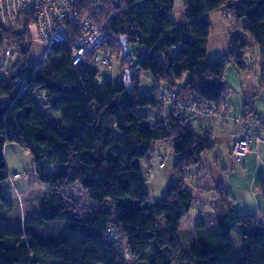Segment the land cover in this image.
Masks as SVG:
<instances>
[{
  "label": "trees",
  "instance_id": "obj_1",
  "mask_svg": "<svg viewBox=\"0 0 264 264\" xmlns=\"http://www.w3.org/2000/svg\"><path fill=\"white\" fill-rule=\"evenodd\" d=\"M99 2L105 3L102 12L95 0H76L74 7L112 37L106 44L121 60L123 78L128 70L130 88L123 79L119 85L104 80L99 86V65L92 54L73 61L76 26L68 24V43H50L46 58L35 63L27 59L37 43L28 28L32 11L19 12L7 27L0 21V67L5 48L12 55V45L18 44L20 52L7 76L0 77V214H9L14 206L2 192L9 176L3 155L7 142L30 152L34 180L47 186L39 212L25 215L20 228L0 220V264H264V224L259 218L264 208L261 213H237L222 183L214 188L213 213L199 217L186 233L181 228L193 203L184 170L197 167L201 154L215 145L212 136L194 131L187 110L226 112L222 97L231 90L224 80L226 64L248 68L245 37L234 32L223 58H207L209 16L219 10L228 13L232 27L239 24L249 33L264 57V0H183L180 23L169 17L175 0H120L118 8L109 0ZM85 4L93 15L82 12ZM121 37L127 38V46L135 42L143 51L135 66L128 55L123 57ZM141 71L154 78L152 95L139 94ZM185 75L187 81L177 88ZM260 87L264 90V62ZM171 92L174 97L158 99ZM41 97L58 117L44 116L37 106ZM166 102L171 110L163 120ZM154 111L158 117L153 121ZM251 112L256 115L247 109L243 118ZM247 132L251 143L260 141L259 135ZM158 144L178 155L172 168L175 180L162 197L149 201L140 161ZM75 184L87 191L88 205L70 198L68 189ZM258 188L264 199V179ZM108 201L111 206L104 205ZM232 233L240 237L242 250L235 249ZM121 239L127 253L120 248Z\"/></svg>",
  "mask_w": 264,
  "mask_h": 264
},
{
  "label": "rangeland",
  "instance_id": "obj_2",
  "mask_svg": "<svg viewBox=\"0 0 264 264\" xmlns=\"http://www.w3.org/2000/svg\"><path fill=\"white\" fill-rule=\"evenodd\" d=\"M96 5H100L102 11L105 9V3L95 0ZM82 12L84 14L93 15L92 8L85 4L82 7ZM184 12L183 0H175L174 7L169 17L176 23H180L182 19V13ZM95 19V17H94ZM211 22V31L208 37L207 43V58L210 61L221 59L224 57L225 53L229 48V38L232 32L245 37V56L244 62L247 65V70L242 71L236 67L231 62L226 64L225 76L226 79L231 83V90L222 99L227 101L226 112H195L192 109L187 110L188 120L194 129V131L203 136H212L215 145L213 149L203 152L202 160L197 167L185 168L184 173L188 175L186 184L189 188L196 187V180L191 174L195 171V168L199 166L204 168L211 181L215 180L217 183H222L224 188L228 189L232 193L233 190H238V187L244 185L246 186L247 180L245 182L246 176L249 175V170L242 175L239 164L241 160L235 159L231 156V147L228 144V140L237 139L240 134V125H244L248 128L254 130L255 135H259L261 140L264 141V90L260 87L262 66L264 62V57L261 52V47L251 38L250 34L245 32L242 27H232L234 21L228 13L222 11H215L209 16ZM95 21H97L95 19ZM98 22V21H97ZM96 22V23H97ZM245 23L242 21L241 24ZM98 25H103V22H98ZM25 41L28 39L25 38ZM3 47L0 43V48ZM45 47L44 44L35 43L32 44L30 52L28 54V61H34L35 63H40L42 61L41 51ZM111 44H104L102 49L97 50V54L101 57L108 55L111 57L110 66L103 67L101 65L97 66L98 74L96 81L99 86H103L104 80H110L114 85H119L123 79V65L116 54H112ZM12 55L6 57L4 60V66L0 67V77H6L10 69L14 67L16 62L20 59V52L18 44L12 45ZM143 54L142 49L135 43H128V57L130 58V64L135 66L137 64L138 58ZM234 70V71H233ZM188 79V75H185L182 80L177 82V88L185 84ZM139 94L141 95H152L154 90V78L148 71H141L139 74ZM161 84V82H158ZM168 100V99H166ZM162 100V101H166ZM37 106L42 111L47 119H51L52 116L58 117L57 113L52 112L45 104L44 98L37 99ZM150 109V108H148ZM252 110L248 114L246 119L243 118L246 114V110ZM171 110V105L169 102L164 104V110L161 111L160 116L163 120L166 119ZM157 113H153V121L157 118ZM235 135L234 137H232ZM255 140L250 144L252 148L255 147ZM4 160L9 173L8 178L2 183L3 195L7 198L13 200L14 206L12 211L2 222L7 225V227L20 228L19 226V212L25 208L29 212L36 210L38 207V196H40L47 189L45 184L38 183L34 180V163L32 156L29 151L22 148L16 143L7 142L3 149ZM178 155L173 151H169L164 146L161 145L154 150L153 155L148 158L141 159V168L143 176L145 177L147 187L149 188V201L159 199L162 197L167 189V187L175 180L172 173V168L176 163ZM160 163H163L160 166ZM55 166H51L50 169H54ZM205 173V174H206ZM18 174V176H15ZM208 186H204V193L208 198L216 197L215 192L211 191ZM24 197L23 204L18 201L17 193ZM197 192L198 191H194ZM68 193L72 201L80 206L88 205L87 191L82 189L78 184L70 187ZM213 194V195H212ZM17 196V197H16ZM194 210L190 211L181 220L182 232H188L193 229L195 225V218L197 209H199L203 204V198L197 197L196 194L193 195ZM197 197V198H196ZM23 205V206H22ZM104 205H110V202H106ZM264 206V204H263ZM261 212L263 208H261ZM26 214V215H27ZM264 219V216H260ZM161 224L158 223V227ZM231 239L236 247L240 249L242 242L240 237L232 233ZM120 248L124 253L128 251L123 250L124 242L121 239ZM129 258V257H128Z\"/></svg>",
  "mask_w": 264,
  "mask_h": 264
},
{
  "label": "built area",
  "instance_id": "obj_3",
  "mask_svg": "<svg viewBox=\"0 0 264 264\" xmlns=\"http://www.w3.org/2000/svg\"><path fill=\"white\" fill-rule=\"evenodd\" d=\"M21 11L33 13L34 19L28 26L29 33L32 40L45 45L41 51L43 59L48 54L47 47L50 43L69 42L68 24H71L79 30V36L71 50L73 61L80 62L86 54H92L95 65L110 66L111 59L101 57L96 52L111 41L112 37L101 27L95 26L86 16L80 15L70 0H0V21L4 26L14 24L17 14ZM4 55H11L10 48H5ZM174 96V92L169 95L162 93L158 99L166 100ZM251 140L252 135L247 132L245 137L234 141L231 145V155L241 160L250 150ZM162 165L163 163H160V166Z\"/></svg>",
  "mask_w": 264,
  "mask_h": 264
},
{
  "label": "crops",
  "instance_id": "obj_4",
  "mask_svg": "<svg viewBox=\"0 0 264 264\" xmlns=\"http://www.w3.org/2000/svg\"><path fill=\"white\" fill-rule=\"evenodd\" d=\"M224 80H225V82L228 85L231 86V83H229V81L226 79L225 75H224ZM248 130L253 132V133L255 132L251 128H248V127H246V126L241 124L240 125V131H241L240 136L237 139L228 140V144H230V147H231V145H232V143L234 141L243 138L247 134ZM234 136L235 135H233L232 137H234ZM255 143H256L255 147L252 148L250 146V150L242 158L243 162H242V159H241L242 163L239 164L240 170L242 171V175H245V172H247L249 170V175L246 176V179H245V182L247 180L246 186L242 185V186L238 187V190H233L232 189V193L228 190V189H230L229 187L227 189L229 191V193H230V196L234 200V206H235L236 212L240 213V214L261 213V210H262L261 208H264V206H263V204H264L263 195H262L261 191L258 188L259 180L260 179H264V141H262L260 139L259 142L255 141ZM160 145L161 144L156 145L154 147V150L157 149V147L160 146ZM154 150L149 152L144 158H148L149 159V157H151V155H153ZM202 155H203V153L201 154V160H202ZM201 160H200V162H201ZM200 165H202V164H200ZM204 171L205 170H204V168H202V166L201 167L199 166V168H195V171L192 172L193 174H191V175L196 180V187L195 188H189V186L187 185V189L190 192V194L192 195V197H194L193 195L196 194L198 198L202 197L203 200H204L202 206L199 209H197V212L195 210V213H196L195 214L196 215L195 221L199 217H205L208 214H212L213 213V208L211 207L210 202L213 201L215 197L213 196V197H210V198L207 199V197L204 196L205 195V193L203 191L204 190V186L205 185L208 186V183H209V185H210L209 188L213 192L214 188L218 184H220V183L215 182V180L211 181L209 179L208 174L206 172H204ZM193 190L194 191H198V193L197 192L194 193ZM17 196H18V201H20V203L23 204L24 197L21 194V192L19 194L17 193ZM39 198H40V196H38V207L36 208V210L31 211L32 213H38L39 212ZM194 202H195V199H193L192 208L190 209V211H193L195 209L194 208ZM28 212L29 211L27 209H25V208L22 210V212L21 211L19 212V215H18L19 225H20L19 227L22 226L24 216ZM7 216H10V215L0 214L1 222ZM260 216H261V214L259 215V218L261 219V221L264 224V219L262 217H260ZM2 224L5 225L3 222H2ZM5 226H7V225H5ZM235 249H236V247H235ZM236 250L237 251L242 250V246H241L240 249H236Z\"/></svg>",
  "mask_w": 264,
  "mask_h": 264
},
{
  "label": "water",
  "instance_id": "obj_5",
  "mask_svg": "<svg viewBox=\"0 0 264 264\" xmlns=\"http://www.w3.org/2000/svg\"><path fill=\"white\" fill-rule=\"evenodd\" d=\"M111 4L115 7L118 8L120 5V0H109ZM76 0H70L71 5H74ZM121 45L123 47V57H127L128 55V46H127V38L121 37L120 39ZM123 80L125 81V84L130 88V81L128 78V70L125 71V75Z\"/></svg>",
  "mask_w": 264,
  "mask_h": 264
},
{
  "label": "bare ground",
  "instance_id": "obj_6",
  "mask_svg": "<svg viewBox=\"0 0 264 264\" xmlns=\"http://www.w3.org/2000/svg\"><path fill=\"white\" fill-rule=\"evenodd\" d=\"M132 72L136 73V70H135V69H133V70H132Z\"/></svg>",
  "mask_w": 264,
  "mask_h": 264
}]
</instances>
